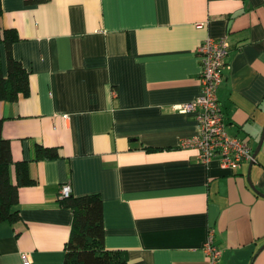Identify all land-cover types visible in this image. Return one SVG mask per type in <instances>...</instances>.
I'll return each mask as SVG.
<instances>
[{"label": "crops", "instance_id": "crops-1", "mask_svg": "<svg viewBox=\"0 0 264 264\" xmlns=\"http://www.w3.org/2000/svg\"><path fill=\"white\" fill-rule=\"evenodd\" d=\"M2 11L29 73L28 96L0 101L2 135L35 184L18 191L19 220L0 224V264H64L65 184L73 197L100 196L103 246L128 264H212L210 233L216 264H264V139L252 166H206L180 147L195 117L173 109L200 95L201 44L228 37L217 97L228 135L255 152L264 0H3ZM0 61L6 74L3 43ZM38 147L60 157L37 158ZM10 175L15 183L13 166Z\"/></svg>", "mask_w": 264, "mask_h": 264}, {"label": "trees", "instance_id": "trees-1", "mask_svg": "<svg viewBox=\"0 0 264 264\" xmlns=\"http://www.w3.org/2000/svg\"><path fill=\"white\" fill-rule=\"evenodd\" d=\"M2 1L0 0V21L2 18ZM41 2V1H30ZM13 29H4L0 25V43H3L6 56V74L2 72L0 61V101L13 103L19 97L29 94V73L17 61L12 53L13 44L18 41ZM3 120H0V224H14L19 220L18 191L21 187L32 186L28 163L12 160L10 142L2 135ZM37 158L44 160L58 159L55 148L38 147ZM14 167L15 183L10 170ZM61 206L73 212V222L69 240L66 244L64 264H128L124 253L107 251L103 246V203L99 195H87L60 200Z\"/></svg>", "mask_w": 264, "mask_h": 264}, {"label": "built area", "instance_id": "built-area-1", "mask_svg": "<svg viewBox=\"0 0 264 264\" xmlns=\"http://www.w3.org/2000/svg\"><path fill=\"white\" fill-rule=\"evenodd\" d=\"M230 43L228 37L218 39L207 38L197 50L200 60V95L192 102L176 105L174 111L179 114H192L198 125V132L191 138L181 141L180 147L193 150L198 160L209 166L218 161L222 169L237 170L244 163L252 161L253 151L244 139L231 137L227 133V125L217 92L223 83L224 72L229 68L227 58ZM113 96L116 93L113 92ZM71 195L69 184L61 188V198ZM206 253L212 264H216L222 257L212 240V233L206 246Z\"/></svg>", "mask_w": 264, "mask_h": 264}, {"label": "water", "instance_id": "water-1", "mask_svg": "<svg viewBox=\"0 0 264 264\" xmlns=\"http://www.w3.org/2000/svg\"><path fill=\"white\" fill-rule=\"evenodd\" d=\"M263 139H264V128H263L262 137H261V140H260L259 146L257 147V149L255 150V152H254L253 155H252V161L250 162V166H252V165L254 164L255 158H256V156H257L259 150L261 149V146H262V143H263ZM248 182H249L250 186L252 187V189L255 190L254 187L252 186V184H251L249 178H248ZM257 193H258L260 196L264 197L263 194H261V193H259V192H257ZM263 248H264V246H263Z\"/></svg>", "mask_w": 264, "mask_h": 264}]
</instances>
